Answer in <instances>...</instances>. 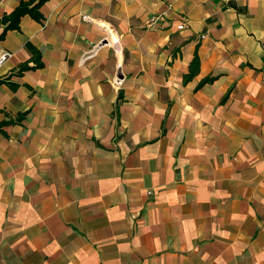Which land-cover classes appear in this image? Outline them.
Wrapping results in <instances>:
<instances>
[{
  "label": "crops",
  "instance_id": "obj_1",
  "mask_svg": "<svg viewBox=\"0 0 264 264\" xmlns=\"http://www.w3.org/2000/svg\"><path fill=\"white\" fill-rule=\"evenodd\" d=\"M39 12L0 40V264H264V0Z\"/></svg>",
  "mask_w": 264,
  "mask_h": 264
},
{
  "label": "trees",
  "instance_id": "obj_2",
  "mask_svg": "<svg viewBox=\"0 0 264 264\" xmlns=\"http://www.w3.org/2000/svg\"><path fill=\"white\" fill-rule=\"evenodd\" d=\"M48 0H28V1H21L19 6L9 15H5L0 19V24L4 25V29L2 34L0 35V40L5 37L6 32L12 30H19V22L23 16H30L33 20L40 22L42 16L39 12L41 6ZM26 48L31 54V58L25 62L24 64L20 65L18 71L16 72L17 75H21L22 73L30 70L40 69L42 67L41 57L39 52L30 44H26ZM199 70V60L197 56L194 57L192 63L190 64V72L185 77L186 80L191 79Z\"/></svg>",
  "mask_w": 264,
  "mask_h": 264
},
{
  "label": "built area",
  "instance_id": "obj_3",
  "mask_svg": "<svg viewBox=\"0 0 264 264\" xmlns=\"http://www.w3.org/2000/svg\"><path fill=\"white\" fill-rule=\"evenodd\" d=\"M82 19L83 21L85 22H92V19L89 17V16H82ZM155 18H153L152 20H154ZM177 29L178 30H183L184 29V26L183 25H180V26H177ZM9 57H10V54L7 53V52H4L2 54H0V68L1 66L7 62L9 60ZM123 84V80L119 79V78H116L115 81H114V86L116 88H120Z\"/></svg>",
  "mask_w": 264,
  "mask_h": 264
}]
</instances>
